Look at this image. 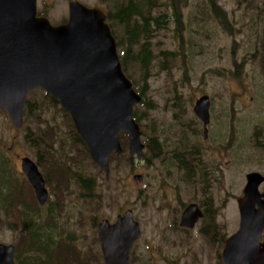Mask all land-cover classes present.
<instances>
[{"label":"rangeland","instance_id":"rangeland-1","mask_svg":"<svg viewBox=\"0 0 264 264\" xmlns=\"http://www.w3.org/2000/svg\"><path fill=\"white\" fill-rule=\"evenodd\" d=\"M78 1L88 8L101 5L110 9L99 0ZM164 4L167 1H161L159 10L153 13L156 17L164 16L158 23L167 26L152 36L153 59L149 73H140L138 64L128 65L135 90L139 94L144 90L146 95L147 104L135 108L146 146L144 155L141 160L130 155L129 137L123 133V159L112 156L109 179L85 154L77 158L79 163L70 164L76 176L68 186L69 194L56 195L59 186L54 177L51 193L56 197L51 201L65 203L66 208L57 216L60 230L56 231L57 241L50 247L52 253L85 250L84 253L97 258L102 253L97 224L102 219L114 223L120 213L132 209L142 233L132 250L133 264H222L219 256L214 255L222 253V242L210 247L211 243L199 237V227L186 233L180 228L184 207L191 203L207 204L210 198L201 195L195 180L187 182L184 178L179 162L182 145L198 149L199 169L204 178L217 175L214 181L211 179L212 193L219 207L217 223L225 239L238 231V200L243 197L247 176L251 173L264 176V0H183L175 5L182 10L180 16L172 15ZM38 12H46L53 25H61L69 19V0H38ZM40 91L35 93L42 98ZM203 95L211 103L207 141L195 113L197 100ZM50 110L47 109L52 113L50 118L60 116L57 124L61 129L53 142H62L68 152H74L73 121L52 106ZM36 119L33 116L25 121L17 132L0 108V159L7 166L12 188L24 192V207H30L35 213L47 212L41 221L37 215L34 217L35 223L45 228L50 219L49 208L40 210L21 169L23 157L40 161V171L44 174L51 168L45 149L34 150L24 139L27 130L34 138L51 135ZM50 150H58L57 157L62 155L59 144ZM136 175H141L143 182L135 180ZM82 177L94 180L96 188L92 197L80 196L83 190L86 195L89 193L82 188ZM260 192L264 194V184ZM1 196L0 243L14 245L21 260V253H29L25 249L29 234L22 226L19 206L10 208ZM34 253L29 257H34Z\"/></svg>","mask_w":264,"mask_h":264},{"label":"water","instance_id":"water-1","mask_svg":"<svg viewBox=\"0 0 264 264\" xmlns=\"http://www.w3.org/2000/svg\"><path fill=\"white\" fill-rule=\"evenodd\" d=\"M108 17L103 6L88 8L69 0V19L55 26L38 15V0H0V108L19 132L29 95L44 91L71 116L91 159L107 179L112 155L120 157L124 152L122 133H128L132 157L141 160L145 150L135 118V108L143 98L123 70ZM209 108L208 96L195 106L205 128ZM21 168L39 204L45 205L48 191L38 166L25 157ZM134 179L143 182L141 175ZM263 184L260 173L247 176L243 197L238 200L240 228L228 239L224 252L252 254L225 258L226 264H264ZM189 212L187 219L195 215L192 209ZM132 215L128 211L114 226L107 221L101 224L99 237L106 264H128L141 237L140 225ZM15 253L14 245L0 243V264H15Z\"/></svg>","mask_w":264,"mask_h":264},{"label":"trees","instance_id":"trees-1","mask_svg":"<svg viewBox=\"0 0 264 264\" xmlns=\"http://www.w3.org/2000/svg\"><path fill=\"white\" fill-rule=\"evenodd\" d=\"M101 4L107 5L109 12L108 22L111 25L112 33L117 40L118 50H120L119 56L123 66V70L127 77L131 80L129 76V64L135 63L134 65L139 66L140 73L145 72V74L149 73V68L152 63V46L151 42L153 40V34L158 32L160 29L166 28L167 24L164 26H160L158 20L164 18V16L156 17L153 15L154 12L159 10V4L161 1H167V5L169 9L172 11V15L176 14L180 16L182 12L181 9L175 8L176 3L182 2L183 0H99ZM219 11V10H218ZM221 14V11H219ZM169 14V13H168ZM40 16H45L46 12L39 14ZM170 15V14H169ZM171 15V16H172ZM64 21L63 23H65ZM166 23V22H165ZM180 23V20H178ZM153 26H155L153 29ZM120 29L122 31H120ZM137 50V51H136ZM166 56V54H165ZM133 82V81H132ZM134 83V82H133ZM135 85V84H134ZM136 89V88H135ZM36 92V91H35ZM31 94L27 100L26 106L24 108V123L29 120L33 116H37L36 121L41 125H45L46 129L51 133V135L43 134V136L34 138L31 137L30 130H27V136L25 139L26 144L31 146L32 149L44 148L48 157L50 158V169L48 170L52 176L59 178L61 174L69 177L70 179H74L73 173L71 172L73 167H71L72 163L76 165L77 158L81 155H89L88 148L83 140L78 135L77 131L74 130L73 133V144L74 152H68L67 146H65L62 142H53L54 137L58 139L59 130L61 127L57 124L59 115L53 116L52 118L49 115L52 113L50 107L57 110V113H61V115L66 118H70V115L60 107L59 103H57L51 96L46 93L41 92V97H37V93ZM140 95L143 98V102L141 106H145L146 95L144 90L140 92ZM35 97V98H34ZM50 110L49 111H47ZM137 109L135 110V118L138 121L140 119L138 115ZM72 120V119H71ZM48 123H52V125L48 126ZM39 124V125H40ZM126 137V135H123ZM59 144V148L62 150V155L57 157V151L52 152L50 150L51 146H55ZM153 146L155 143L153 141ZM125 145H123V148ZM149 147V146H148ZM158 147V146H157ZM160 155V152L158 153ZM90 156V155H89ZM73 157L74 160L70 158ZM123 157L120 158L122 160ZM113 160V159H112ZM71 164V165H70ZM46 166V163L44 164ZM47 167V166H46ZM44 174V173H43ZM45 175H47L45 173ZM51 176V177H52ZM47 177V176H46ZM83 184L82 188L89 191V197L93 196V192L96 188V184L92 179L81 178ZM0 191H1V200L7 204H10V208L12 206L18 207L21 210H18L20 217L23 220V225L29 234V243L26 245V250L29 253H52L51 246H53L56 241V229L52 225L50 227H42L39 224L35 223L34 218L37 214L33 212L30 207H24L26 199L24 192L22 190L13 189L11 178L9 176V172L7 170V166L4 162H1L0 159ZM7 192L8 197H5V193ZM6 194V195H7ZM29 200L27 201V203ZM24 209V211H23ZM38 217V216H37ZM56 250L58 249L56 246L54 247ZM57 253V252H56ZM16 260L18 263L19 254L16 255ZM36 261V260H35ZM33 264H44L37 260Z\"/></svg>","mask_w":264,"mask_h":264},{"label":"flooded vegetation","instance_id":"flooded-vegetation-1","mask_svg":"<svg viewBox=\"0 0 264 264\" xmlns=\"http://www.w3.org/2000/svg\"><path fill=\"white\" fill-rule=\"evenodd\" d=\"M204 96H207V95H203L202 97H204ZM210 108H211V103H210ZM210 108H209V123H208L206 128H205L204 122L196 114L202 123L203 137L206 141L208 140V134H209L210 127H211ZM206 132H207V135H206ZM142 135H143V133H142ZM254 136H255V138H257L256 133L254 134ZM184 143H186V142H184ZM145 148H146V146H145ZM158 156H159V154H158ZM199 156H200V152L198 151V149L195 146H191V145L188 146L185 144V145H182V160H179V162L182 165L183 176L185 179L187 178L186 181L189 182V180H191V181L195 180L197 182V184L200 185L199 188L201 189V193H202L201 195L204 194L207 197H210L209 203H207V204H204V202H202L201 204L200 203H198V204L197 203H191V204L187 205L186 207H184L182 214H181L180 223H179L180 228L182 229L183 233H186V231H191V232L195 231L199 227V230H198L199 235H200L199 237L202 238L203 240L206 239L209 243H211L210 247L215 246L214 243H216L218 241L222 242V244H223L222 253H214L215 256H217V255L219 256V260H221L222 264H226L225 258H227V259H229V258L234 259L235 257H239V258L244 257L245 258V257L251 255L252 253H224L228 239L233 237L239 231L240 224H239L238 231L236 233H233L231 236H228L226 239H225L224 235H221V234H223V232H222V230H220L219 225L217 223V220L219 217V207H217L216 201H215V199L213 197V193H212V181H214L216 179L217 175H212L211 177L204 178L203 171H200V169H199V168H201L200 161L198 160ZM23 158H25V157H23ZM23 158H21V164H22ZM176 158L179 159L177 156H176ZM34 162L36 163V165L38 166L39 171H40L41 162L38 160H36ZM216 172L218 173V171H216ZM40 173L42 174V176L44 178V181L46 184V189L48 191V200H47L45 205L39 204L41 206L40 210L44 211V210H47L49 208L50 219L47 223V226L50 227L52 225L53 227H55V229L57 231L58 228L60 230V224L58 222L57 216L61 212L64 211V209L66 208V204L65 203L57 204L56 202L51 201V198L56 197V195H58V194L59 195L62 194V196L65 193L69 194L68 186L72 183L73 180H71L69 177L65 176L64 174H61L59 178L55 177V179L57 181V186H59V188H58L59 192L56 191V195L52 196L51 192H52V185L54 182V176L50 177L48 175V173H46L47 175H45L41 171H40ZM196 175L199 178H195ZM211 179H212V181H211ZM198 185H197V187H198ZM83 191H84V194L80 195V196L83 198L89 197L88 194L87 195L85 194V190H83ZM36 199H37V197H36ZM190 209H192L195 212V215L193 214L194 216H191L190 218L187 219L185 216H187ZM66 211H67V209H66ZM128 211L132 212L133 220L135 222H137L134 219L133 210L128 209L124 214L120 213L117 216V219L114 223H112L108 219H102V221L97 224L98 225L97 226L98 240H99L100 246H101V242H100V237H99V229H100L101 224L103 222L107 221L110 223L111 226H114L118 222V219L120 217H124ZM36 214L38 216V219L41 221V216L44 214L46 215L47 212L46 211L41 212V213L36 212ZM239 214H240V212H239ZM183 222L185 223L184 225H183ZM240 222H241V216H240ZM22 225H23V220H22ZM140 229H141V227H140ZM24 230L27 232L25 227H24ZM141 236H142V233H141ZM69 238H68V240H69ZM136 242H135V244H136ZM135 244H134V246H135ZM134 246H133V248H134ZM133 248H132V250H133ZM214 248H216V247H214ZM101 251H102V246H101ZM70 252L71 253H34L35 254L34 257H29V256H32L31 253H21V256L23 259L20 260V257H19L18 263L16 260V253H15V264H33L37 260H39L41 263L43 261L44 264H106V258H105L106 255H105V253H103V251H102V253H99L98 257L95 259L92 257L91 253H84L85 250H83L82 253H73L72 250ZM207 254H209V253H207ZM23 256H26V257H23ZM132 257H133V253L131 251L128 264H133ZM143 264H145V263H143ZM232 264H234V262H232Z\"/></svg>","mask_w":264,"mask_h":264},{"label":"bare ground","instance_id":"bare-ground-1","mask_svg":"<svg viewBox=\"0 0 264 264\" xmlns=\"http://www.w3.org/2000/svg\"><path fill=\"white\" fill-rule=\"evenodd\" d=\"M253 254H255V253H253Z\"/></svg>","mask_w":264,"mask_h":264}]
</instances>
